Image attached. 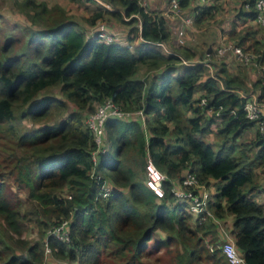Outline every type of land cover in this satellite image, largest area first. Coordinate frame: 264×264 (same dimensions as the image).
I'll return each mask as SVG.
<instances>
[{
	"label": "trees",
	"instance_id": "16d2710c",
	"mask_svg": "<svg viewBox=\"0 0 264 264\" xmlns=\"http://www.w3.org/2000/svg\"><path fill=\"white\" fill-rule=\"evenodd\" d=\"M106 1L114 9L97 7L91 25L105 14L124 24L140 20V27L130 28L132 34L127 36L129 41L142 38L135 48L116 40L107 42L96 34L89 36L63 6L37 0L18 2L19 11L37 25L26 32L27 52L11 53L15 36L8 35L0 44L4 158L17 186L27 190L28 213L36 216L40 230L69 222L68 241L45 236L43 230L39 240L28 244L21 237L24 215L6 199L0 181V219L25 252L17 253L15 247L0 251V264H42L43 238L55 256L78 264H98L101 256L109 264H145L144 252L153 238L163 246L180 243L176 264H231L220 248L207 249L220 238L215 220L227 216L233 218L230 233L244 264H264V201L259 198L264 195L260 182L264 178V131L256 120L246 117L243 98L232 90H243L244 79L230 75L222 63L215 72L219 80L209 73L201 80L204 64H183L178 54L149 43L170 39L163 15L149 12L139 0ZM254 1L244 0L248 8L238 16L254 20ZM189 2L180 0V5ZM195 9L197 23L214 12V6ZM255 32L246 31L237 45L260 54L264 63V48ZM177 49L185 57L193 55L184 47ZM142 64L163 68L151 79L135 76ZM252 85L264 96V81L256 79ZM54 87L79 110L56 123L19 132L17 120H39L53 106L65 108L64 100L55 95L40 96ZM197 89L202 90L200 97L194 96ZM106 100L123 110H142L145 116L144 121L123 117L105 121L108 143L114 147L111 157L98 150L80 112L93 111L95 104ZM217 118L218 140L208 141L205 136ZM250 128H254L253 137L240 141ZM147 157L167 174L161 197L146 184ZM187 173L208 188L212 216L193 218L187 203L172 191L173 182L180 183ZM106 179L115 188L102 196Z\"/></svg>",
	"mask_w": 264,
	"mask_h": 264
},
{
	"label": "rangeland",
	"instance_id": "374dc122",
	"mask_svg": "<svg viewBox=\"0 0 264 264\" xmlns=\"http://www.w3.org/2000/svg\"><path fill=\"white\" fill-rule=\"evenodd\" d=\"M19 1L21 0H0V44L8 35L15 36L17 38V41L15 46L12 48L11 53L25 54L27 52L26 32L29 30V28H35L37 27V25L31 24V21L25 16V13L19 11ZM37 1H45L49 6L53 4H59L63 6L68 11V14L71 16V18L75 20L78 25L87 32V35L89 36L90 31L93 27L96 28L101 24H105L109 25L111 29L115 33H117V35L115 33L113 34V40L124 42L127 40V34H132L130 32V28L135 25L139 26L138 21L136 23L124 24L111 15L106 14L104 15V18L98 19L94 26L91 25V21L89 20H91L94 11L98 6H104L98 3L97 5L92 2L89 3L87 0ZM243 2L244 0H221L219 1L220 5H217L218 7L215 9L211 17H208L200 21L199 23L193 22L192 26H190L189 28H184V25L181 23V21H179V17L171 15V13H169V0H147L146 3L142 6L149 12L161 14L166 18L168 26L172 27L171 37L168 41H166V43L172 53H176L181 57V63L204 64L209 62L211 64V67L204 64L206 69L204 71V74L201 76V80H204L208 73L210 75H215L216 70L220 68L221 64L223 63L230 75L239 76L244 79L246 87L243 88V90L251 91L255 89L252 85L253 81H255L256 79H261L262 81H264V72L261 68V65L254 63L244 64L238 58H236L230 50H227L222 55L219 52V48L224 44L223 42L237 44V39L241 35L245 34V32L248 30H256L254 36L261 40L264 48V27L260 26L255 20L243 21L242 17L238 16V13L241 9L248 8L247 5L243 4ZM186 14H191L192 16H194L195 13L193 11V7L184 9L182 15L184 16ZM179 30H184V32L179 35ZM124 31L125 33H123ZM179 47H184L190 53L193 52L192 57H185V53L177 49ZM250 52L253 51L251 50ZM162 66L163 65L159 66L158 68L149 69L146 65L142 64L139 66L135 76L147 77L148 79H151V77L159 75L160 71L163 68ZM44 93L55 95L56 97L64 100L66 104L65 108L60 109L53 106L50 113L45 118L39 120L24 118L19 121L20 117L18 113L17 119L19 120H17L15 123L18 126L19 132H24V130H33L45 123H56L57 121L65 118L71 111L79 110L74 103L64 99L58 87L47 89L46 92L43 91L40 96H42ZM201 93L202 90L197 89L194 93V96L200 97ZM99 105L100 104H95V109L93 111H80L83 115V121L85 122V124H87L88 116L91 113L93 114ZM144 117V114L138 112V110L133 109L129 110V115L124 118H141L140 120L144 121ZM219 121L220 120L217 118L216 122L211 125L212 131H209L207 133V135L205 136L206 140H218V138L216 137V124L219 123ZM253 135L254 128L247 129L239 138V140L247 141L251 139ZM2 137H4V134L1 132L0 127V181H2L4 185V196L14 208L21 210V214L24 215V217L21 218L23 227L21 237L26 239L29 242L28 244H32L35 241L39 240L41 231L44 230L45 236L46 234H51L54 230V225L51 224L46 229L40 230L38 221L36 220V216L28 213L31 203L27 198V190L18 187L15 183L13 173L11 172V166L8 160L4 158L6 156V148L4 146L2 147ZM102 142L104 143V145H106V148L103 152L105 154L109 152L111 157L114 152V147L108 143L107 130H105L104 126L102 128ZM260 182L264 184V178H260ZM105 187H107L109 191H111L115 188V185L110 179H106ZM259 198L260 200L261 198L263 199V195L261 194ZM194 216L195 215H193V218ZM229 218L230 216H227L224 219H220V221L215 220L217 222V231L219 232L220 238L216 242H214V244L207 247L210 252H212L213 250L212 246H216L219 248L220 244L226 238L225 234L226 232L228 233L231 225ZM192 220H190L189 222L193 223ZM159 234L165 236L164 233L159 232ZM16 237V235L12 234L8 229H6L3 221L0 219V251H7L10 250L11 247H15L17 253L25 254L24 250L17 247V242H15ZM156 238L158 239L157 235ZM209 238V235L205 236L203 242L206 243ZM153 239H151V241L148 243V246L150 248L144 252L143 259L145 261V264H176L175 255L181 248L180 243L171 242L170 244L163 246L160 243L157 244V242ZM43 242L44 254L42 264H78V261H72L66 257L62 258L55 256L45 242L44 238ZM6 244L9 247H6ZM98 264H109V262L105 257L101 256V258H99Z\"/></svg>",
	"mask_w": 264,
	"mask_h": 264
},
{
	"label": "built area",
	"instance_id": "2783aa9c",
	"mask_svg": "<svg viewBox=\"0 0 264 264\" xmlns=\"http://www.w3.org/2000/svg\"><path fill=\"white\" fill-rule=\"evenodd\" d=\"M105 8L113 9L109 2L106 0H92ZM147 0H139L141 5H144ZM174 5L177 4L176 0ZM205 1V0H200ZM254 7L256 10V15L254 20L264 27V0H255ZM127 19L129 17H126ZM140 21V20H139ZM189 23L190 19L185 20ZM96 35L103 40L110 42L113 40V34L110 33L104 25H100L99 29L96 32ZM149 43L157 46L166 53H172L167 43L164 41H149ZM223 46L219 48L221 55L230 50L232 54L238 58L244 64H260L264 72V63L261 64L260 57L258 53L245 51L237 44H231L229 42H223ZM207 66L211 67V64L204 63ZM214 78L219 80L216 75L212 74ZM237 92L243 98V109L245 111L246 117L252 120H256L260 129L264 128V96H262L261 90L254 89L251 91H244L242 89H232ZM204 98L202 103H204ZM121 109L117 104L111 100H106L104 103L100 104L94 113L88 116L87 125L90 130L93 132L94 138L96 140L98 150L104 151L106 145L102 142V128L105 124V121L111 117H120L124 118L129 115V111ZM142 113V110H138ZM143 114V113H142ZM168 179L167 174L162 172L158 167L153 163L150 157H147L146 163V184L161 197L164 194V181ZM196 190V191H195ZM172 191L176 197L187 203V209L192 212L193 215H205L208 214L212 216V212L209 209V200L211 199L210 192L206 185L200 183L197 178L192 173H187L180 183L173 182ZM109 189L105 187V183L102 186L101 195L107 196L109 194ZM56 235L58 238L68 241L69 240V222L64 221L60 225L54 227L53 232L51 233ZM219 248L226 255L228 261L231 264H244V258L239 249L237 248L234 239L226 233V238L220 244Z\"/></svg>",
	"mask_w": 264,
	"mask_h": 264
},
{
	"label": "crops",
	"instance_id": "0c3cea01",
	"mask_svg": "<svg viewBox=\"0 0 264 264\" xmlns=\"http://www.w3.org/2000/svg\"><path fill=\"white\" fill-rule=\"evenodd\" d=\"M177 1V4L176 5H174V1L173 0H169V6H168V11H169V13H171V15H174V16H177V17H179V21H181V23L184 25V28H189L190 26H192V24H193V22H195V14H194V16H192L191 14H186V15H182L183 14V10L184 9H186V8H191V7H193V11H194V13L196 12V9H195V7H197V6H205V5H207V6H214V11H215V9L220 5L219 4V1H221V0H205V1H200V0H190V2H189V4L187 5V6H181L180 5V0H176ZM89 3L90 2H92V3H95L96 5H97V3L96 2H94V1H88ZM218 5V6H217ZM99 7V6H98ZM182 13V14H181ZM187 18H189L190 19V21H189V23H187L185 20L187 19ZM242 19H243V21H247V20H245V18H243L242 17ZM249 20V19H248ZM249 21H251V20H249ZM139 22V27H140V21H138ZM101 25H104L105 26V28L110 32V33H112V34H114L115 32L111 29V27L109 26V25H105V24H101ZM94 26V25H93ZM99 27H100V25L99 26H97L96 28H92V30L90 31V35H94V34H96V32H97V30L99 29ZM169 29H170V32H171V30H172V27H169ZM184 32V30H179V35H181L182 33ZM123 33H125V31L123 32ZM116 35H117V33H115ZM119 34V33H118ZM128 35V34H127ZM224 39V38H223ZM143 40H142V38L141 37H134L133 38V40L132 41H129L128 40V38H127V40L126 41H122V42H120V43H122V44H129L130 46H131V48L133 49V48H135L136 46H138L141 42H142ZM132 42V43H131ZM132 44H133V46H132ZM262 131H264V128L262 129ZM263 195V194H262ZM263 199H264V195H263ZM262 198H261V201H264ZM230 220V223L232 224V221H233V218H232V216H230V218H229ZM218 221H220V219L218 220ZM230 228H231V225H230ZM227 233V232H226ZM228 235H230L233 239H234V237H233V235L230 233V229H229V231H228V233H227ZM226 235V234H225ZM235 241V240H234Z\"/></svg>",
	"mask_w": 264,
	"mask_h": 264
}]
</instances>
